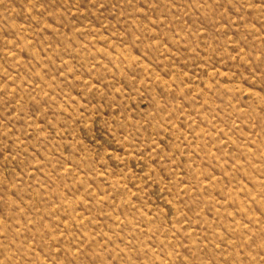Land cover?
I'll return each mask as SVG.
<instances>
[{
  "label": "rangeland",
  "instance_id": "1",
  "mask_svg": "<svg viewBox=\"0 0 264 264\" xmlns=\"http://www.w3.org/2000/svg\"><path fill=\"white\" fill-rule=\"evenodd\" d=\"M0 264H264V0H0Z\"/></svg>",
  "mask_w": 264,
  "mask_h": 264
}]
</instances>
